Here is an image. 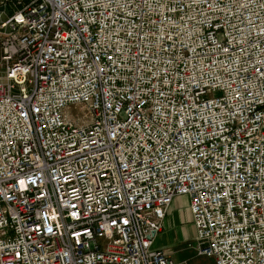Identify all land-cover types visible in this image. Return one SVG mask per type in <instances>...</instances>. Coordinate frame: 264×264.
I'll use <instances>...</instances> for the list:
<instances>
[{
    "label": "built area",
    "instance_id": "built-area-1",
    "mask_svg": "<svg viewBox=\"0 0 264 264\" xmlns=\"http://www.w3.org/2000/svg\"><path fill=\"white\" fill-rule=\"evenodd\" d=\"M0 19V264H184L154 248L180 196L198 254L264 264V0H0Z\"/></svg>",
    "mask_w": 264,
    "mask_h": 264
},
{
    "label": "rangeland",
    "instance_id": "rangeland-1",
    "mask_svg": "<svg viewBox=\"0 0 264 264\" xmlns=\"http://www.w3.org/2000/svg\"><path fill=\"white\" fill-rule=\"evenodd\" d=\"M10 14L12 8L8 6ZM3 16L2 19H5ZM1 20V19H0ZM66 118L79 124H87L90 121L89 110L80 105L71 104L64 109ZM195 229L190 221L188 212V199L186 196L179 200L170 210L163 221L161 232L155 238L154 248L162 249L171 254L175 262L184 264H213V260L207 256L198 254L194 240Z\"/></svg>",
    "mask_w": 264,
    "mask_h": 264
},
{
    "label": "crops",
    "instance_id": "crops-1",
    "mask_svg": "<svg viewBox=\"0 0 264 264\" xmlns=\"http://www.w3.org/2000/svg\"><path fill=\"white\" fill-rule=\"evenodd\" d=\"M78 105L87 108L85 105H81V104H78ZM183 197H184V196H180V197L175 198L174 201L172 202L171 206L169 207V210H170V209H171L176 203H178L179 200L183 199Z\"/></svg>",
    "mask_w": 264,
    "mask_h": 264
}]
</instances>
